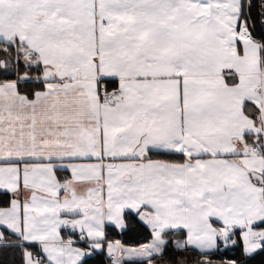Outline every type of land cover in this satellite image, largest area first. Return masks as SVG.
I'll return each mask as SVG.
<instances>
[{"label":"snow or ice","instance_id":"6c2138e0","mask_svg":"<svg viewBox=\"0 0 264 264\" xmlns=\"http://www.w3.org/2000/svg\"><path fill=\"white\" fill-rule=\"evenodd\" d=\"M0 264H264V0H0Z\"/></svg>","mask_w":264,"mask_h":264}]
</instances>
